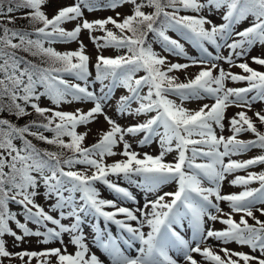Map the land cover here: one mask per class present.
I'll list each match as a JSON object with an SVG mask.
<instances>
[{
    "label": "snow or ice",
    "instance_id": "1",
    "mask_svg": "<svg viewBox=\"0 0 264 264\" xmlns=\"http://www.w3.org/2000/svg\"><path fill=\"white\" fill-rule=\"evenodd\" d=\"M46 3L47 0H0V264L14 257L22 261L25 257L29 261L45 257L44 264H49L48 257H55L56 264H104L85 243L83 226L89 215L102 218L105 225H118L128 234L123 240L125 245L140 244L135 256L128 254L119 237L107 227L94 225L93 246L107 254L109 264H180L169 254L172 250L179 253L183 264H202L195 254L210 264H264V258H260L264 257V221L255 215H264V171H248L264 164V154L232 159L254 148L264 150V132L255 123L264 125V108L253 111L255 103H264V71L253 69L247 62L250 57L264 67V47L258 55H251L254 46H264V0H74L51 18L44 11ZM127 4L132 5L130 14L117 11ZM145 8L153 11L146 12ZM106 10L115 12V16L91 21L85 17V11ZM216 13L221 23L209 19ZM248 18V26L235 27ZM17 20H27L33 30L9 26ZM72 21H76L72 30L62 26ZM109 24L113 28H108ZM83 30L88 31L97 50L95 64L91 65L94 78L91 57L79 40ZM169 30L191 41L198 55H188L180 40L167 34ZM96 32L103 35L97 36ZM73 41H79L74 51L60 52L52 46ZM157 42L163 51L188 63L169 61L154 50L152 45ZM108 48L126 51L115 57L105 56L103 51ZM222 48L228 50L227 56L221 54ZM29 56L39 57L41 63L33 62ZM220 61L229 68L225 69ZM191 66H200V71L187 82L178 83L176 77L168 75ZM232 67L242 72L234 73ZM141 71L145 74L138 75ZM66 76L82 83L71 82ZM228 81L246 82V86L227 87ZM96 83L100 84L99 90L94 87ZM119 88L126 94L116 102L117 113L147 117L143 122L122 126L105 113L114 90ZM170 96L178 97L181 103ZM42 98L52 106H41ZM205 98L212 103L198 110L183 107L184 101ZM73 102H90L93 106L87 111L62 109V105ZM230 106L241 110L227 117ZM249 111L253 116L248 115ZM33 112L39 119L22 126L2 115L8 113L19 120ZM99 115L104 116L110 128L96 143L84 147L88 132L81 134L76 129ZM225 120L231 133L228 136L223 135ZM246 132L254 134L255 139L238 138ZM139 133L144 134L138 141L140 146L158 138V155L141 156L133 150L126 137ZM29 136L60 151L42 150ZM118 144L123 145L120 153L114 151ZM65 150L71 155L66 156ZM173 152V161L166 162V155ZM116 155L123 158L111 164L104 162L106 156ZM76 165H83V170H74ZM239 171L247 175H235L228 184L243 190L223 194L221 189L228 176ZM121 179L153 194L154 199L132 210L115 199L100 198L97 182L119 200L135 203L132 192L118 183ZM205 181L209 186H204ZM172 182L176 184L175 191L159 194L163 186ZM253 182L259 187H250ZM41 186L45 199L52 201L47 211L36 202ZM222 201L228 203L231 212L221 209ZM10 204L20 206L25 222L10 210ZM232 213L242 214L239 222ZM246 217L255 223L249 224ZM66 219L71 222L62 223ZM129 221H136L137 226ZM217 221L226 227L214 228L212 224ZM29 222L36 225L35 230L28 227ZM185 223L190 230L188 238L177 231ZM144 227L150 230L145 233ZM64 234L69 237L67 243ZM8 236L13 238L12 247H19L29 237L41 238L38 243L43 244L59 241L61 247L11 252L5 239ZM209 239L221 245L235 242L248 246L252 252L259 251L260 257L227 247L216 251L208 245ZM69 245L75 247L74 254L68 253Z\"/></svg>",
    "mask_w": 264,
    "mask_h": 264
},
{
    "label": "rangeland",
    "instance_id": "2",
    "mask_svg": "<svg viewBox=\"0 0 264 264\" xmlns=\"http://www.w3.org/2000/svg\"><path fill=\"white\" fill-rule=\"evenodd\" d=\"M74 0H47V3L44 6V11L46 12V14L49 16V18H51L56 11L63 7V6H68L73 4ZM132 5L131 4H127L125 5L123 8L117 9V11H120L123 14H130V9H131ZM144 11L146 12H151L153 11V9L151 8H145ZM183 14V13H182ZM206 14V13H205ZM107 16H115V12L111 11V10H106V11H97V12H92L89 13L87 11H85V17L88 20H94V19H98V18H106ZM209 19L213 20L214 23H221L222 21L220 20V14L216 13L212 16H209ZM251 23V18H248L245 21H241L238 25H236V28H242V27H246ZM76 25V21H72V22H67L64 25H62L66 30H72ZM108 28H113L112 25H108ZM207 27V26H206ZM116 29H113V31H115ZM97 36L103 35V33L101 32H96L94 33ZM170 37L172 38H176L179 39L180 42L184 45L185 47V51L188 53V55L190 56H197L198 55V48H196L194 46V44L191 41L185 40L183 37L180 36L179 33L169 30L167 33ZM149 40L153 39L152 34H149L148 37ZM79 40H82L84 45L86 46V54H88L91 57V63H90V71L92 72V77H95V69L94 67H91V65L95 64L96 61V54H97V50L96 47L94 46V44L92 43V41L89 39V33L87 30H83L80 34ZM57 51L60 52H65V51H74L78 48L79 46V41H73L70 43H56L54 45H52ZM153 48L155 51H157L158 53H160L163 56H167L168 60L171 62H179V63H188V61L182 57L178 58V57H173L171 56L169 53L163 51L161 45L157 42L154 43ZM210 51H215L214 48L212 46H208ZM261 47L264 46H260V45H256L254 46L253 50L251 51V55H258L259 51L261 49ZM126 51V50H125ZM123 50H117L114 48H108L105 49L103 51V54L105 56H112L115 57L117 55H122L124 54ZM221 54L223 56H227L228 55V50L227 49H221ZM241 62V61H238ZM247 62L249 63V65L253 68L256 69L258 71H264V67L259 66L255 63H253L251 61V58L249 57ZM225 69L229 68V65L225 64L223 61L219 62ZM200 71V66H191L187 69H182V70H178V71H173L168 73V75L170 76H174L176 77V82L180 83V82H187L188 79L193 78L195 76V74H197ZM231 71L234 73H241L242 70L239 69L238 67H232ZM144 72H140L138 73V75H144ZM66 79L70 80L71 82L77 83L79 81L74 80V78L72 77H65ZM82 83V82H79ZM105 83H108L107 81H105ZM246 86V82H240V83H233L231 81L227 82V87H245ZM95 89L99 90L100 88V84L96 83L95 84ZM145 92L147 91V89L144 90ZM126 94V90L119 88L114 90L113 96L112 98L109 100L108 105L105 107L104 111L105 113L110 116L111 118H113L114 120L117 121V123H119L122 126H127L130 124H135L138 122H143L147 117L145 116H140V117H133V116H129V115H119L117 113L116 110V102L118 100V98L123 95ZM170 99H173L177 104L181 103L180 99L176 96H170ZM205 103L211 104L212 100L210 99H203V100H190V101H184L183 103V107L189 109V110H198L199 107ZM41 106L44 107H51L52 105L50 104V102L46 99V98H42V102H41ZM93 105L90 102H85V103H78V102H73L71 105L65 104L62 105V109L66 110V111H73L76 108H81L84 111H87L88 109H90ZM136 105H133V107H135ZM264 108V103H260L257 102L253 105V111H257ZM31 110V109H29ZM240 108H237L236 106H230L227 110H226V115L227 117H231L233 116L235 113H237L238 111H240ZM253 111H249L248 115L249 116H253ZM155 113H152L150 115H154ZM253 119L255 120V118L253 117ZM258 122V121H256ZM225 131L223 133V135L228 136L231 135V133L227 130L228 129V121L225 120ZM110 126L108 125V123L105 121L104 116L103 115H99L96 120H94L93 122L89 123L88 125H82V126H78L77 127V132L78 133H85L88 132V135L85 137V140L83 141V146L84 147H89L91 145H93L94 143H96L100 136L102 135V133L104 131L109 130ZM220 134L219 129H217V135ZM143 133H139L137 134L135 137L133 136H127L126 139L129 141V143L132 144V148L133 150L137 151L138 153L141 154V156L144 153H148L150 155H158L160 152V147H159V143H158V138H156L152 143L150 144H145L143 146H140L138 141L140 139H142L143 137ZM255 136L250 133V132H246V133H241L239 135V139L242 140H250L253 139ZM69 139L68 137H66L65 140ZM123 150V145L122 144H118L115 148L114 151L117 153H120ZM259 152L257 151V148H254L250 151H248L247 153H244L242 155L239 156H233L232 159H236V160H246L252 157L257 156ZM264 153L263 150L260 151L259 155ZM176 155V153H170L168 155H166L165 157V161L166 162H171L174 159V156ZM123 157H121L120 155H116V156H112V157H105L104 158V162L106 164H111L116 160H120ZM228 158H225V162H227ZM197 162H201L200 160H197ZM84 166L83 165H76L75 169L76 170H83ZM248 171L251 172H262L264 171V164H257L253 167H251L250 169H248ZM89 174H91V171H89ZM235 175H247L246 171H239L237 173H234L232 175H229L227 180L224 182V185L221 189L223 194H228V193H238L240 191L243 190L242 187L240 186H230L228 184V181L234 179ZM109 179H115V177H109ZM118 183L120 184V186L126 187L128 188L133 196L136 198V202H132V201H127V200H119L116 195L110 190L108 189L105 185H103L100 182H97V184L95 185L97 187V189L100 192V198L103 199H115L117 200V203L128 207L132 210H135L136 208L140 207L142 208L145 200H151L154 199V195L153 194H149L146 193L145 191H143L140 188L134 187L129 185L126 181L124 180H119ZM258 183L257 182H253L250 187H257ZM204 186H209L207 181H205ZM259 187V186H258ZM176 190V184L175 182H172L168 185L163 186L160 190H159V194H163L164 192H170V191H175ZM40 194L36 197V202L41 204L45 210H48V205L50 203H52V201H48L45 199L43 192L44 189L41 186V188L39 189ZM214 199V197H213ZM220 207L221 209H223V211L225 213H229L231 212V209L228 205L227 202L222 201L220 202ZM10 210L12 212H15L17 214V218L21 220V222H25L24 220V214L23 211L21 210L19 205L16 204H10ZM105 210L107 211H112L113 209L111 208H106ZM53 216H58L57 212H52L51 213ZM137 216L140 215L139 212L136 213ZM242 214L241 213H232L233 219H235L237 222H239L240 216ZM255 215L258 216H262L259 212H256ZM118 219H123V216H118ZM259 219L261 217H258ZM246 219L248 220L249 224L255 223L254 220H252V218L250 217H246ZM85 224L83 226V230L86 236V240L85 243H87L89 245V248L91 249V252H94L102 261H104V264H109V259L107 257V254L104 253L101 249H99L98 247L93 246L92 243V236H93V226L94 225H98L100 228H105L107 227V229L112 233L113 236L115 237H119L120 240V244L121 247L124 249V251L128 254H131L133 256H135L137 254L136 249H138L140 247L139 242H132V247H129L128 245H125L123 243V240L126 239L128 236L127 235H123V234H114V227H111V225L107 224L105 225V222L101 219H99V217H96L94 215H89L85 218ZM264 221V220H263ZM71 221L70 219H66V220H62V223L64 224H69ZM130 224H132V226H137L136 221H129ZM209 224H212V222H209ZM11 226L13 227V229L15 230V223L11 222ZM49 227H55L51 224L48 225ZM208 225H206L207 227ZM212 226H214V228L216 229H223L224 227H226L225 225L221 224L219 221L215 222L214 224H212ZM28 227L35 230L36 229V225L32 224V223H28ZM145 233H147L150 229L148 227H144L142 229ZM19 231V230H17ZM177 231H179L181 233V235L185 236V238H188L190 235V230L187 228V224L185 223L184 228H177ZM126 234V233H124ZM7 240V247L8 250L11 252H20L23 250H29V251H42L44 249H48V248H58L61 247V244L59 243V241H53L51 243L48 244H43V243H38V239L41 238H37V237H29L26 239V242L21 244L19 247H12V243H13V238L8 236L5 238ZM69 237L67 234H64V240L67 243ZM208 245L212 246L214 248V250L219 251V247H227L235 252H244V253H248L250 255H255L260 257V253L259 251L256 252H252L251 249L248 246H241L238 245L235 242H231L227 245H221L220 242L215 241L214 239H209L207 241ZM68 253H75L76 249L74 246L69 245L67 248ZM173 259H177L180 264H183V260L182 257L179 255V253H177L175 250L170 251L169 253ZM221 255H223V253H220ZM195 258L198 261H201L202 264H210V262L208 261H204L203 257L199 254H195ZM260 258H264V257H260ZM45 257H39V258H32L29 261L28 257H25L24 260H20L18 257H14L12 258L10 261L8 259L4 260V264H44L45 261ZM49 261V264H56V259L55 257H48L47 258ZM241 264H243V262H241ZM252 264H255V262H252Z\"/></svg>",
    "mask_w": 264,
    "mask_h": 264
},
{
    "label": "trees",
    "instance_id": "3",
    "mask_svg": "<svg viewBox=\"0 0 264 264\" xmlns=\"http://www.w3.org/2000/svg\"><path fill=\"white\" fill-rule=\"evenodd\" d=\"M9 26L10 27H17V28H25V29H27L29 31H32L33 30L32 29V26H30L28 24V21L27 20H17L16 23H15V25H9ZM115 31H118V30H115ZM24 55H27V54H24ZM28 58L29 59H32L33 62H35V63H38V64L41 63V60H40L39 57H31V56H29ZM42 66H47V65H42ZM29 111H31V110H29ZM2 115H3L4 118L10 119L13 123H15L17 125H20V126L29 123L33 119H39L34 112L32 113V115L23 117V118H21L19 120H17L14 116H11L8 113H3ZM255 123H256V126H257L258 130L261 131V132H264V125H261L259 122L258 123L255 122ZM45 135L51 136V133H45ZM28 138L30 140H32L33 144H35L38 148H40L42 150L60 151V149H58L54 145H48V144H46L44 142H41V141L36 140L35 138H33L31 136H29ZM64 139H66V137ZM17 143H19V141H17ZM65 155L66 156L67 155H71V153L70 152H67V150H65ZM74 170H76V169H74Z\"/></svg>",
    "mask_w": 264,
    "mask_h": 264
}]
</instances>
